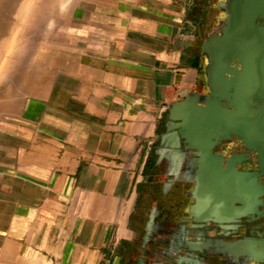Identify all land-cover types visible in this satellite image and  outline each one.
<instances>
[{
	"label": "crops",
	"instance_id": "0c3cea01",
	"mask_svg": "<svg viewBox=\"0 0 264 264\" xmlns=\"http://www.w3.org/2000/svg\"><path fill=\"white\" fill-rule=\"evenodd\" d=\"M227 1L80 0L49 40L2 57L0 264H171L158 162L183 139L172 106L208 92L203 44ZM227 104L223 134L251 136L252 103L243 135ZM196 245L202 263L207 250L264 264L250 238Z\"/></svg>",
	"mask_w": 264,
	"mask_h": 264
},
{
	"label": "flooded vegetation",
	"instance_id": "af4514ba",
	"mask_svg": "<svg viewBox=\"0 0 264 264\" xmlns=\"http://www.w3.org/2000/svg\"><path fill=\"white\" fill-rule=\"evenodd\" d=\"M251 111V136L225 135L222 128V135L196 137L188 144L180 139L172 156L164 155L158 162L160 176L173 182L171 192L161 195L171 207L160 213L173 218L178 248L171 264H255L207 250L201 254L202 263L195 249L204 241L250 238L256 249L264 243V87L260 82Z\"/></svg>",
	"mask_w": 264,
	"mask_h": 264
},
{
	"label": "water",
	"instance_id": "95a60500",
	"mask_svg": "<svg viewBox=\"0 0 264 264\" xmlns=\"http://www.w3.org/2000/svg\"><path fill=\"white\" fill-rule=\"evenodd\" d=\"M223 7L226 18L203 44L208 92L198 102L191 95L169 111L170 131L187 143L202 135H222V100L232 109L227 121L234 124L233 132L245 134L244 110L259 82L264 87V0H228Z\"/></svg>",
	"mask_w": 264,
	"mask_h": 264
},
{
	"label": "rangeland",
	"instance_id": "374dc122",
	"mask_svg": "<svg viewBox=\"0 0 264 264\" xmlns=\"http://www.w3.org/2000/svg\"><path fill=\"white\" fill-rule=\"evenodd\" d=\"M77 1L80 0H0V63L5 55L49 40L54 19ZM221 24L222 19H217L211 32ZM3 43H12L15 50L3 52Z\"/></svg>",
	"mask_w": 264,
	"mask_h": 264
}]
</instances>
